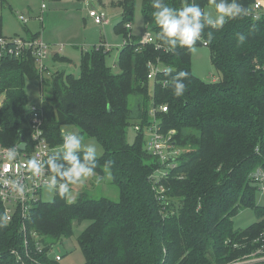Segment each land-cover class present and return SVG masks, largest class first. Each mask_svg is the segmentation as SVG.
I'll return each mask as SVG.
<instances>
[{
    "label": "trees",
    "instance_id": "trees-1",
    "mask_svg": "<svg viewBox=\"0 0 264 264\" xmlns=\"http://www.w3.org/2000/svg\"><path fill=\"white\" fill-rule=\"evenodd\" d=\"M255 0H240L245 8ZM181 8L192 0H165ZM205 11L211 0H195ZM122 18L116 26L125 44L114 72L107 62L111 50L95 45L81 55L79 75L65 69L41 73L32 53L0 60V142L14 146L22 138L31 148L32 110L26 93L27 78L42 84L43 130L52 147L62 143L63 129L78 128L96 138L104 152L95 173L111 180L119 200L94 198L83 192L75 203L54 195L41 198L30 215L16 213L6 220L0 199V264H63L51 254L53 246L74 234V223L89 221L78 241L83 264H228L250 256L264 246V206L257 203L255 181L264 170V21L245 15L228 21L220 30L205 29L219 79L206 81L193 72L192 51L167 52L159 42L142 43L126 24L133 22L136 0H120ZM152 0H143L147 30L159 31ZM215 7V6H214ZM0 13V36L3 35ZM247 38L237 45V34ZM53 59H70L55 54ZM160 63L153 83L149 63ZM48 70V69H47ZM189 73L182 97L172 93L176 72ZM154 90L152 93L151 85ZM134 96V97H133ZM131 97L134 98L131 102ZM163 132L174 129L181 149L175 167L161 179V194L153 173L162 167L146 148L144 129L136 140L127 139L129 127L147 126L153 106ZM253 209L256 221L247 228L235 226L243 209ZM24 225L26 229H24Z\"/></svg>",
    "mask_w": 264,
    "mask_h": 264
},
{
    "label": "rangeland",
    "instance_id": "rangeland-1",
    "mask_svg": "<svg viewBox=\"0 0 264 264\" xmlns=\"http://www.w3.org/2000/svg\"><path fill=\"white\" fill-rule=\"evenodd\" d=\"M120 0H0V13L3 17V35L10 38L35 37L39 36L44 42L50 45L48 68L50 72L61 67L68 72L79 75L81 72V55L84 51L91 50L95 45H108L112 52L107 62L112 66L114 72H119V52L125 43L123 35L118 34L116 26L122 18ZM143 0H136V8L133 16V28L131 33L136 39L141 40L147 31L145 18L142 13ZM95 7V8H94ZM96 9L105 14L109 21L105 24H98L90 15V11ZM215 15V7L208 5L205 9ZM24 16L27 21L20 19ZM61 48L60 55L70 59L71 63L59 62L53 59L56 48ZM58 51V50H57ZM193 72L206 81L219 79L217 69L211 60V51L207 45H197L192 51ZM153 93L154 87L151 85ZM26 93L29 104L41 105L42 84L39 78H27ZM134 97V96H133ZM131 97V102L134 98ZM77 132L85 144L95 143L100 155L104 149L100 142L93 137H88L78 128L67 129ZM138 132L133 125L129 127L127 139L133 143ZM98 175L87 179L83 185L72 186V197L78 199L80 194L86 192L90 197L98 198L106 196L112 200H119V190L112 181L105 179L97 183ZM260 189L257 193V203L264 206V192ZM55 193L42 190L41 198L51 201ZM257 217L253 209H243L235 218V226L247 228L256 221ZM90 224L89 221L75 222L74 234L71 238L57 242L51 251L53 256H62L63 264H83L85 256L80 248L78 238L81 232Z\"/></svg>",
    "mask_w": 264,
    "mask_h": 264
},
{
    "label": "built area",
    "instance_id": "built-area-1",
    "mask_svg": "<svg viewBox=\"0 0 264 264\" xmlns=\"http://www.w3.org/2000/svg\"><path fill=\"white\" fill-rule=\"evenodd\" d=\"M95 8V7H94ZM248 9V16L254 20L264 21V0H255L251 7ZM90 15L95 19L98 24H105L109 21L106 19L104 13L99 12L96 9L90 11ZM20 19L24 22L27 19L24 16H20ZM128 29L132 28V23L126 24ZM142 43L155 42V37L151 31L147 30L145 35L140 40ZM125 44V43H124ZM103 45V44H102ZM207 45V42H204ZM108 49V45H104ZM50 45L44 42L39 36L35 37H15L10 38L4 35L0 36V60L7 57L21 58L27 53H32L36 59V66L41 73L47 71L46 60L49 56ZM164 71V67L158 63H149L148 78L153 83L157 80V75ZM0 74V82H1ZM3 95H0V107L2 105ZM32 110V143L31 148L28 149V143L24 150L20 149V143L17 146L19 149V155L17 160L9 162L5 158L4 153L7 149L13 146H7L0 142V199L3 202L6 220L11 221L16 213L21 214L25 219L27 218L35 203L39 200L43 190L44 181L50 177V173L45 170V174L41 178H34L26 171L25 164L30 158L46 159V154H51L57 147H52L47 140L43 130V109L42 105H31ZM168 105L153 106L150 110L151 120L150 123L142 127L137 123L134 125L135 131H141L144 129L146 137L147 150L156 157L162 167H159L153 173V178L158 185L159 192L163 194L166 191L164 185L161 184V179L167 176L169 169L175 167L177 164L178 156L181 154V149L176 146L174 141V135L176 131L170 130L168 133L163 132V126L158 118L159 112H167ZM63 134L68 131L63 129ZM12 181H18L20 184L25 185V194L23 197L17 195L12 186ZM256 183H262L261 190L264 192V170L259 169L255 174ZM24 229H26L24 225ZM57 260H61V255H56ZM264 262V246L258 251L252 253L244 259L231 262L228 264H254Z\"/></svg>",
    "mask_w": 264,
    "mask_h": 264
},
{
    "label": "clouds",
    "instance_id": "clouds-1",
    "mask_svg": "<svg viewBox=\"0 0 264 264\" xmlns=\"http://www.w3.org/2000/svg\"><path fill=\"white\" fill-rule=\"evenodd\" d=\"M215 6V15L204 11L199 4L192 0L181 8L169 6L165 0H152L153 18L159 31L155 40L158 47L167 52H175L179 49L194 51L196 44L202 40L205 29L220 30L228 21L245 16L248 9L240 0H211ZM244 34H237V45L246 40ZM212 41V34H208V43ZM173 68H165L164 72L170 75ZM189 73L184 70L176 72L171 79L172 93L175 97H182L186 91L185 79ZM22 147V146H21ZM7 161L17 160L19 149L13 146L4 153ZM100 153L95 143L85 144L81 136L73 131L66 132L62 136V144L51 154H46V159L30 158L26 161L25 168L34 178H41L47 170L51 175L44 181L43 188L49 193H55L68 203H75L72 197V186L83 185L88 178L92 177L98 166ZM112 161L105 162L104 171L106 179L111 181ZM105 179L97 177L99 184ZM12 186L17 195L23 197L25 185L18 181H12ZM6 225L0 224V227Z\"/></svg>",
    "mask_w": 264,
    "mask_h": 264
},
{
    "label": "crops",
    "instance_id": "crops-1",
    "mask_svg": "<svg viewBox=\"0 0 264 264\" xmlns=\"http://www.w3.org/2000/svg\"><path fill=\"white\" fill-rule=\"evenodd\" d=\"M132 28H133V22H132ZM132 28H131V29H132ZM108 49L111 50V52H112V48H111V47L108 46ZM57 50H58V51H57ZM59 51H61V48L57 47V48H56V51H55V53H54V55H55V54H60ZM48 61H49V58L46 60L47 68H48ZM67 63H68V62H67ZM70 63H71V62H70ZM56 68H57V69H60L61 67H56ZM48 71H49V68H48L47 72H48Z\"/></svg>",
    "mask_w": 264,
    "mask_h": 264
},
{
    "label": "water",
    "instance_id": "water-1",
    "mask_svg": "<svg viewBox=\"0 0 264 264\" xmlns=\"http://www.w3.org/2000/svg\"><path fill=\"white\" fill-rule=\"evenodd\" d=\"M26 145H27V143L25 142V140L22 138V140H21V143H20V149L21 150H24L25 148H26ZM22 146V147H21ZM254 264H264V262H261V263H254Z\"/></svg>",
    "mask_w": 264,
    "mask_h": 264
}]
</instances>
